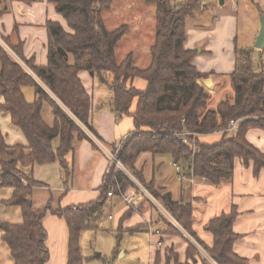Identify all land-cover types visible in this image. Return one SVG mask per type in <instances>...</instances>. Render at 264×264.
<instances>
[{
    "label": "trees",
    "instance_id": "16d2710c",
    "mask_svg": "<svg viewBox=\"0 0 264 264\" xmlns=\"http://www.w3.org/2000/svg\"><path fill=\"white\" fill-rule=\"evenodd\" d=\"M145 1L156 6L154 42L146 68L138 67L133 53L122 59L118 55V48L130 33L131 25L122 24L110 29L106 12L114 7L116 0H48L66 21L69 31L58 22H47L49 45L46 67H36L24 61L19 50L6 42L62 106L0 46V97L5 99L0 111L11 114L12 124L22 132L28 143V146L10 147L0 130V188L13 189L12 198L4 205L19 208L22 212L20 223L0 221V239L9 248L14 264L48 262V234L43 220L49 213L66 220L69 232L68 264H89L91 259L81 254L80 234L85 230L100 229L108 193L114 190L118 195L114 176L123 192L135 188L124 172L115 171L114 176L106 177L100 197L89 204L67 209H53L51 204L41 209L33 206L34 188L43 187V184L25 175L19 167L58 161L69 179L66 156L73 150L75 135L79 139L90 140L80 124L104 143L89 123L92 99L79 78L81 71L89 72L112 93L109 108L113 113L119 117L129 116L134 121V131L121 142L117 158L137 175L138 180L166 206L189 234L192 229V205L174 202L169 193H153L136 169L142 154L170 156L187 175L193 172L197 178H205L215 186L233 178L236 159L242 160L246 167L253 163L256 176L264 169V154L247 139L251 130L264 132V67L256 63L253 49L237 50L236 69L230 75L234 97H226L216 108H210L213 96L203 83L210 76L198 72L192 64L197 52L186 50L184 46L188 20L194 18L204 5L200 0H187L180 7L171 6L169 0ZM136 79L147 83L144 90L133 86ZM29 86H33L38 95L32 103L26 100L23 92ZM44 101L52 104L53 126L47 125L42 117ZM136 101L137 107L132 112ZM234 120L243 121L233 138H224L215 145L197 140L196 153L180 136L185 132L197 135L226 132ZM56 139H59L57 149L53 146ZM117 146L111 148L116 150ZM128 217L129 212L123 216L116 231L118 249L124 233L133 234L140 230L123 229V222ZM236 217L234 209L229 215L216 218L208 225L215 243L207 252L218 264H247L233 250L239 238L233 232ZM163 219L173 231L180 233L166 218ZM195 254L202 256L189 244L188 257ZM202 259L203 264H211L204 256Z\"/></svg>",
    "mask_w": 264,
    "mask_h": 264
},
{
    "label": "crops",
    "instance_id": "0c3cea01",
    "mask_svg": "<svg viewBox=\"0 0 264 264\" xmlns=\"http://www.w3.org/2000/svg\"><path fill=\"white\" fill-rule=\"evenodd\" d=\"M256 3L263 5L260 8L264 15V0H211L194 18L188 20L184 46L186 50L197 52L193 66L199 73L210 76L208 79L212 80V86L208 89L216 101L214 108L226 97H234L230 75L236 69L239 48L253 49L255 61L259 64L256 58L259 50L255 48V43L261 25L252 24L253 16L246 21L242 20V11H253ZM133 4L134 11H129ZM130 13H133L132 17ZM155 15L156 6L148 4L145 0H116L114 7L106 12L110 29L118 27L119 24L131 25L130 33L124 37L118 48L121 59L133 53L138 67L140 64L148 67L150 47L154 42ZM48 21L58 22L69 31L66 21L48 0H0V37L17 48L24 61L36 67L48 65ZM150 26L154 27L153 35L146 33ZM34 78L46 90V86L35 75ZM79 78L92 99L90 125L108 146L120 144L134 131L133 119L129 116L119 117L110 110L112 93L89 72L81 71ZM133 86L144 90L147 83L136 79ZM46 91L61 105L50 91ZM23 92L30 103L38 98L33 86L24 88ZM4 103L5 99L1 96L0 105ZM136 107L137 101L131 111L134 112ZM42 117L47 125L53 126L55 117L50 101H44ZM0 130L8 146H28L22 132L12 124L10 113L0 111ZM236 133L227 130L211 135H198L197 140L206 145H215L224 138H233ZM247 139L264 154L263 131L251 130ZM53 146L58 148L59 139L53 141ZM66 162L70 171L69 179L58 161L46 165L19 167L25 175L43 184V187L34 188L32 203L35 208L41 209L51 204L53 209H67L89 204L100 197L108 161L94 143L89 139H79L76 134L73 150L66 156ZM136 169L153 193H169L174 202L192 205V235L187 233L206 251L212 249L215 243L214 235L208 230L209 223L223 215H229L235 209L237 217L233 232L239 238L234 243V253L245 259L247 264H264V169L256 176L253 163L246 167L242 160L236 159L233 178L219 186L201 178H198L195 184L179 180L170 156L154 157L151 154H142L136 163ZM127 193L135 194L136 208L128 206L118 195L109 198L104 208L105 214L108 207L117 206L119 209L116 212L117 224L114 231H117L121 219L129 212L128 219L123 222V229L140 230L124 235H144L149 238L150 264H203L199 254L188 257L190 243L187 238L181 232L173 231L147 200L138 196L134 188L129 189ZM12 196L13 189L0 188L1 222L12 223L7 219L9 212H6L7 206L4 205ZM15 214L17 215V212ZM108 219H114L112 213L108 215ZM43 225L48 234L46 247L50 254L46 264H68L69 232L66 220L49 213L44 218ZM150 230L160 231L161 235L152 237ZM159 241L163 243L161 248L155 247Z\"/></svg>",
    "mask_w": 264,
    "mask_h": 264
},
{
    "label": "rangeland",
    "instance_id": "374dc122",
    "mask_svg": "<svg viewBox=\"0 0 264 264\" xmlns=\"http://www.w3.org/2000/svg\"><path fill=\"white\" fill-rule=\"evenodd\" d=\"M262 6H263L262 4L256 3V5L253 6V11L251 12L249 11L248 13H246L245 10L242 11V20L246 21V19H249L251 16H253V19L251 20L252 24L261 25L263 14L261 12L260 7ZM134 9H135V4H133L132 9H129V11H134ZM129 15L132 17L133 13L132 14L130 13ZM153 30L154 27L150 26L147 28L146 33L148 35H153L154 33ZM256 58L258 60L259 65L261 66L264 65V50L257 51ZM140 67L145 68L144 64H140ZM228 92L230 94V91ZM215 105H216L215 100L210 102V108H214ZM0 171H2L1 168ZM129 172L137 180L139 179L133 171L132 172L129 171ZM6 210H8L6 212H9L7 219L10 222L20 223L22 221V216H20L21 210L19 208L6 207ZM118 210L119 209L117 206L108 207V211L105 214L104 219L100 223L99 230L97 231L85 230L80 234L81 254L84 257L91 259L89 264H150L149 262L150 240L147 236L139 235L136 237L135 236L131 237L129 235H124L122 240L120 241V246L118 249V244H119L117 240L118 234L116 231L113 230L114 226H116L117 224L116 212ZM15 212H17V215L15 214ZM110 213H112V216L114 217L113 220L108 219V215ZM117 249L118 251H116ZM119 251H121V253H119ZM125 252L126 254L123 255V253ZM0 264H14V260L11 256L9 248L7 247L6 244L3 243L1 239H0Z\"/></svg>",
    "mask_w": 264,
    "mask_h": 264
},
{
    "label": "built area",
    "instance_id": "2783aa9c",
    "mask_svg": "<svg viewBox=\"0 0 264 264\" xmlns=\"http://www.w3.org/2000/svg\"><path fill=\"white\" fill-rule=\"evenodd\" d=\"M203 5L208 4L211 0H200ZM171 6L173 7H180L184 5L187 0H169ZM0 46L4 48L29 74L34 76L31 69L15 54V52L6 44V42L0 37ZM46 90L48 88L46 87ZM49 91V90H48ZM67 110V109H66ZM68 111V110H67ZM69 112V111H68ZM242 120H234L231 121L228 131L230 132H237L239 130L240 124ZM82 129L85 131V133L88 135L90 140L97 146V149L100 150L104 156L107 158L108 161V167L106 169V175L108 176H114V172L121 170L124 172L133 182L135 188L134 190L138 194V196L144 198L147 200L164 218H166L179 232H181L188 240L190 244H192L201 254L204 256L211 264H218L210 255L209 253L200 245V243L194 239L191 235L187 233V231L181 226V224L175 219V217L168 211L165 205H163L149 190L146 186H144L139 180H137L135 177H133L130 172L126 169V167L122 164V162L117 158L118 151L120 149V144H118L116 150L111 148L110 146L105 145L102 143L88 128H86L84 125L80 124ZM180 136L183 138V142L189 146H192L194 149V152H198V148L196 146L197 143V134L192 133H182ZM174 169L178 175V179L181 181L187 180L190 181L192 184L196 183V180L198 179L194 173L192 172L190 175H187L185 171L183 170L182 166L174 163ZM0 171V175H1ZM203 181H206L205 178H201ZM115 180V187L118 192V196L121 197L125 203L133 208H136L135 206V194H128L127 192H123L120 183L118 182L117 178L114 176ZM116 195L114 190H111L108 193V198H112ZM155 235L160 236V231H151L150 230V236L155 237ZM152 247L154 245L152 244ZM155 247L161 248L163 247V243L161 241L157 242L155 244Z\"/></svg>",
    "mask_w": 264,
    "mask_h": 264
},
{
    "label": "water",
    "instance_id": "95a60500",
    "mask_svg": "<svg viewBox=\"0 0 264 264\" xmlns=\"http://www.w3.org/2000/svg\"><path fill=\"white\" fill-rule=\"evenodd\" d=\"M261 30L259 32V35L256 39L255 48L258 50H264V15L262 16L261 20ZM204 84L207 88H211L212 86V80L208 79L204 81Z\"/></svg>",
    "mask_w": 264,
    "mask_h": 264
}]
</instances>
